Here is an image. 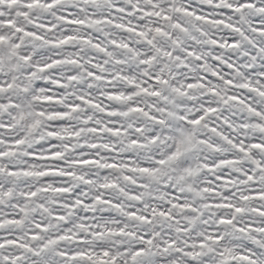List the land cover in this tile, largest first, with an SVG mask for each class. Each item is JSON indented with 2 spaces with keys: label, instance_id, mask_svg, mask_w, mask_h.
Here are the masks:
<instances>
[{
  "label": "snow or ice",
  "instance_id": "snow-or-ice-1",
  "mask_svg": "<svg viewBox=\"0 0 264 264\" xmlns=\"http://www.w3.org/2000/svg\"><path fill=\"white\" fill-rule=\"evenodd\" d=\"M0 264H264V0H0Z\"/></svg>",
  "mask_w": 264,
  "mask_h": 264
}]
</instances>
